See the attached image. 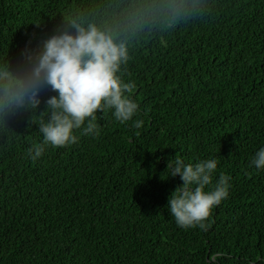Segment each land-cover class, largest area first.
Segmentation results:
<instances>
[{
    "label": "trees",
    "instance_id": "trees-1",
    "mask_svg": "<svg viewBox=\"0 0 264 264\" xmlns=\"http://www.w3.org/2000/svg\"><path fill=\"white\" fill-rule=\"evenodd\" d=\"M71 20L125 45L119 74L139 111H98L99 136L76 130L36 160L56 93L4 116L0 264H264V170L251 163L264 147V0H0V68L15 74L26 46ZM175 156L216 158L213 185L230 177L206 229L168 208Z\"/></svg>",
    "mask_w": 264,
    "mask_h": 264
},
{
    "label": "clouds",
    "instance_id": "clouds-1",
    "mask_svg": "<svg viewBox=\"0 0 264 264\" xmlns=\"http://www.w3.org/2000/svg\"><path fill=\"white\" fill-rule=\"evenodd\" d=\"M69 23L70 27L59 26L39 38L34 47L26 46L15 74L0 68V122L8 112L38 109L45 88L56 93L47 99L45 114L39 120L43 142L29 150L33 160L41 157L48 145L76 143V130L99 136L98 111H111L120 122L133 120L139 111L129 95L135 84L125 82L119 74L128 59L125 45L95 25L85 27L76 20ZM142 124V120L134 121L136 128ZM251 163L264 170V147L255 152ZM217 167L216 158L195 163H186L179 156L167 159L170 176L179 174L183 182L168 201L179 226L206 229L213 207L229 195L228 175L221 173L213 185ZM208 186L211 190H206Z\"/></svg>",
    "mask_w": 264,
    "mask_h": 264
}]
</instances>
